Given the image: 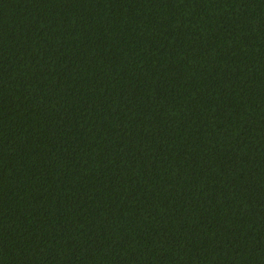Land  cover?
Wrapping results in <instances>:
<instances>
[{"label":"trees","instance_id":"16d2710c","mask_svg":"<svg viewBox=\"0 0 264 264\" xmlns=\"http://www.w3.org/2000/svg\"><path fill=\"white\" fill-rule=\"evenodd\" d=\"M0 264H169V0H0ZM171 264H264V0H171Z\"/></svg>","mask_w":264,"mask_h":264}]
</instances>
